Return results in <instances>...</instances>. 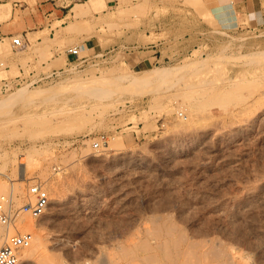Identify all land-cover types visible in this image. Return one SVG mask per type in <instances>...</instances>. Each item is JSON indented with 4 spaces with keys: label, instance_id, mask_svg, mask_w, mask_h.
<instances>
[{
    "label": "rangeland",
    "instance_id": "1",
    "mask_svg": "<svg viewBox=\"0 0 264 264\" xmlns=\"http://www.w3.org/2000/svg\"><path fill=\"white\" fill-rule=\"evenodd\" d=\"M101 1L65 28L82 44L70 62L57 34L45 48L0 41V194L20 205L30 184L47 191L40 217L22 213L42 224L47 264H110L101 249L117 245L134 251L122 264H165L150 229L168 221L185 232L181 248L197 242L194 261L223 241L238 263L264 264V28L222 27L216 1Z\"/></svg>",
    "mask_w": 264,
    "mask_h": 264
},
{
    "label": "crops",
    "instance_id": "2",
    "mask_svg": "<svg viewBox=\"0 0 264 264\" xmlns=\"http://www.w3.org/2000/svg\"><path fill=\"white\" fill-rule=\"evenodd\" d=\"M105 1L108 4L110 0ZM101 2V0H0V41L20 34L26 45L33 43L45 48V46H49V40L57 34V39L64 42L68 48L76 45L81 48L82 44H74L78 35L68 34L65 31L71 19V9L75 3H86L94 9V11H90L97 14L99 11L95 9L101 8ZM215 3L220 9L208 10L222 27L239 28L244 25L254 29L264 28V0H216ZM84 43L87 49L94 47L87 40ZM57 49V46H52L50 50L58 55ZM67 49L65 59L70 62L74 57L68 53ZM27 52L14 55L8 60L16 61L19 64V60L26 56ZM30 54L34 63L37 62L39 55ZM149 57L155 58L156 62L160 55L154 50ZM147 63H150L149 59L139 58L134 64L147 66Z\"/></svg>",
    "mask_w": 264,
    "mask_h": 264
},
{
    "label": "bare ground",
    "instance_id": "3",
    "mask_svg": "<svg viewBox=\"0 0 264 264\" xmlns=\"http://www.w3.org/2000/svg\"><path fill=\"white\" fill-rule=\"evenodd\" d=\"M190 1H192L193 3H201V2H204V1H206V2H214V1H216V0H190ZM86 3H75L74 5H73V7H72V9H71V14H70V17H71V19L69 20V23H68V25L69 26H72V25H74L75 23H76V21L78 20V17L82 14V12H83V10H84V5H85ZM225 4V3H224ZM222 7H224V6H222ZM227 7H228V5H227ZM3 8V7H2ZM226 8V7H225ZM9 10V9H8ZM7 10V11H8ZM232 18V17H231ZM230 19V18H229ZM233 20V19H232ZM231 20V21H232ZM229 22V21H228ZM230 23V22H229ZM232 23V22H231ZM231 26V25H230ZM234 26V25H233ZM262 56H264V55H262ZM247 63V62H246ZM79 78H77V79H74V81H72L73 83H75L77 80H78ZM70 81V80H69ZM69 84V83H68ZM67 84V85H68ZM71 84V83H70ZM69 84V85H70ZM66 85V86H67ZM68 85V86H69ZM47 88V87H46ZM60 88H61V86H60ZM34 90V89H33ZM45 91L46 89L45 88H42V90H34V91H28V92H26L25 94H22V95H19L18 97H19V100L20 101H25V103L26 102H32L33 100H35L39 95H40V93H41V91ZM95 156H97V154H95ZM20 163H21V165L19 166V169H20V171H21V174L19 175V177L20 178H22L23 176H24V172H25V169H26V166H25V163L23 162V161H20ZM23 166V167H22ZM260 188V187H259ZM22 189V188H21ZM21 189H20V191H21ZM257 190V189H256ZM261 190H262V188H261ZM259 191V190H258ZM257 191V192H258ZM255 192V191H254ZM261 192V191H260ZM259 192V193H260ZM244 195V194H243ZM252 195V194H251ZM253 196V195H252ZM258 196V195H257ZM262 196H264V195H262ZM13 198H14V195H13ZM241 198V197H240ZM246 198H248V197H246ZM245 198V199H246ZM252 198V197H251ZM256 198V197H255ZM259 198H260V196H259ZM26 199V198H25ZM54 200H59V197L58 196H56V197H54L53 198ZM248 199H250V198H248ZM247 199V200H248ZM262 199H264V197H262ZM261 200V198L260 199H258V202ZM24 201V200H23ZM246 201V200H245ZM249 201V200H248ZM5 202V205L7 206V203H6V201H4ZM251 203H252V201H250ZM250 202H248L249 203V205H250ZM244 203V202H243ZM247 203V204H248ZM262 203H264V202H262ZM20 204V203H19ZM240 204V203H239ZM247 204H245V205H247ZM244 205V204H243ZM236 206V205H235ZM241 206V205H240ZM239 206V207H240ZM7 207H9V206H7ZM244 207V206H243ZM238 208V207H237ZM229 210V209H228ZM232 211V210H231ZM237 211V210H236ZM242 211V210H241ZM261 211V210H260ZM220 212H221V210H220ZM234 212V211H233ZM232 212V213H233ZM226 213V212H225ZM224 213V214H225ZM235 213V212H234ZM234 213H233V215H234ZM238 214H240L241 215V213H240V211L239 212H237ZM237 214V215H238ZM25 214H20L19 216H17L16 217V219H15V223H14V225H15V227L14 228H9V229H7V232L6 233H9L8 231L10 230V233L9 234H13V232L14 233H20V232H18L17 230H19V231H22V230H29V229H31V227L32 226H34V225H36V226H38L39 227V229H38V231H36V233L33 235V238H32V242H31V244L28 246V247H26V252H24V255L21 257V259H20V262H21V264H47L46 263V260H48V259H46L45 260V252L47 251V247H48V245H47V243H46V241H45V239H44V237L42 236V234H41V232H40V227H41V225L40 224H38V223H36V222H34V220H32V219H30V218H26L25 216H24ZM230 215H232V214H230ZM232 215V216H233ZM27 216V215H26ZM223 216V215H222ZM236 216V215H235ZM239 216V215H238ZM28 217V216H27ZM168 217V216H167ZM171 218V217H170ZM169 218V219H170ZM152 219V220H151ZM150 219V221L152 222L153 221V218H151ZM155 219V218H154ZM166 219V218H165ZM230 219V218H229ZM235 219V218H234ZM233 219V220H234ZM36 221V220H35ZM162 222L164 221V220H161ZM229 221V220H228ZM41 222H42V220H41ZM155 222H157L156 220H155ZM165 222V221H164ZM164 222H163V224H164ZM176 222V221H175ZM154 223V222H153ZM178 223H177V225L175 224V223H173L172 221H168V223L165 225V227L163 226V228L162 227H160V226H154V227H152L151 229H150V231L152 230V233H154V235H156L157 234V236L159 235H161L162 233H163V239H162V248H163V251H164V257H166V261H165V264H198L199 263V261L197 262V260L199 259V255L197 256V259H196V257L194 258L195 259V261L193 260V259H191V258H193V256L195 255L196 256V253H197V248L196 247H198V246H196L195 247V245L196 244H194V243H197L196 241H194V242H192V240L191 239H189V240H191V242H186V246H184V249L183 248H181V243L182 242H184V241H186V236L184 235V233L181 231V229H180V227H178ZM231 225V224H230ZM14 229H16L15 231H14ZM146 231V230H145ZM0 232H3V229L2 230H0ZM147 232V231H146ZM232 232V231H231ZM240 233V232H239ZM150 234V233H149ZM238 235V234H237ZM2 236V235H1ZM150 236V235H149ZM159 236H158V238H159ZM155 237V236H154ZM1 238V240L3 239L2 237H0ZM137 238V237H136ZM212 238V237H211ZM240 238V237H239ZM138 239V238H137ZM217 239V238H216ZM237 239V238H236ZM0 240V245H1V243H2V241ZM147 240V239H146ZM209 240V239H208ZM223 240V239H222ZM141 241H143V240H140V242L139 243H137V245H136V248H138V247H141L142 246V248H144V244H142L143 242H141ZM214 241V240H213ZM212 241V242H213ZM220 241V240H219ZM221 242H223V241H221ZM221 242H215L212 246H210L211 248H210V250H209V252L207 253V252H205V250H204V252H205V254H204V252L203 253H201L202 255H203V257H204V263H205V259H206V256H208V258H210V260H208V258H207V260L206 261H208V262H210V261H212V263L210 262V264H213L214 262V264H237L238 263V259H236V255L235 256H233L234 254L232 253V252H230V251H227V247L225 246V245H222V243ZM120 243H122L123 244V242H120ZM149 243V242H148ZM160 243V242H159ZM199 243H201V242H199ZM227 244V243H226ZM117 245V244H116ZM134 245V244H133ZM148 245V244H147ZM198 245V244H197ZM200 245V244H199ZM202 245H203V243H202ZM204 245H205V243H204ZM207 245V244H206ZM126 246H128V245H126ZM124 247V245L122 246V245H117L116 247V251H107V250H105V249H101L102 251H101V254H100V257H101V262L100 263H110V264H122L121 262H120V260H118V258L120 259L121 257L122 258H127L128 257V255L130 254V253H132L131 251H133V249L132 248H130V247ZM149 246V245H148ZM156 246V245H155ZM231 246V245H230ZM133 247H135V246H133ZM145 247L147 248V246L145 245ZM151 247V246H150ZM135 248V249H136ZM196 248V249H195ZM203 248H204V246H203ZM110 249H113V248H110ZM145 250V249H144ZM137 251H139V250H137ZM235 251V250H234ZM200 252H202V251H200ZM132 254H134V251H133V253ZM235 254H237V253H235ZM147 255V254H146ZM201 255V256H202ZM143 256V255H142ZM46 257H47V255H46ZM133 257H135V256H133ZM145 257V256H144ZM148 257V256H147ZM203 257H201L202 259H203ZM233 257H235V259L237 260V262H235V260H234V258ZM48 258V257H47ZM131 258V257H130ZM146 258V257H145ZM199 259V260H201V262H200V264H203L202 263V259ZM155 259V258H154ZM157 260V259H156ZM123 261V260H122ZM125 261V260H124ZM134 262H135V260H133ZM132 261V262H133ZM130 262V261H129ZM86 263V262H85ZM85 263H82V264H85ZM125 263V262H124ZM131 263V262H130ZM71 264V263H70ZM126 264H128V263H126ZM136 264V263H135ZM158 264V263H157ZM163 264V263H162ZM238 264H240V263H238Z\"/></svg>",
    "mask_w": 264,
    "mask_h": 264
},
{
    "label": "built area",
    "instance_id": "4",
    "mask_svg": "<svg viewBox=\"0 0 264 264\" xmlns=\"http://www.w3.org/2000/svg\"><path fill=\"white\" fill-rule=\"evenodd\" d=\"M11 45L14 50H19L26 45V42H24L20 36L15 35L12 37ZM67 51L73 55L74 59H77L79 57L80 47L77 45L72 46L69 47ZM57 76L58 71L54 69L50 73L40 76V79H53ZM16 78L17 81H19L17 83L28 80L27 78L20 76H17ZM40 79L37 81H40ZM104 142L105 138L102 136L100 137V140L93 142V146L99 148ZM0 195L2 196L0 197V230L3 229L4 231L14 226L15 219L20 214L25 212L29 213L32 217L37 218L46 211L49 205L48 193L40 182H35L28 186L27 200L20 205H16L13 200L9 199V197H5V195L2 194ZM7 200L10 204L8 205L9 207H7L4 202H7ZM32 238L33 234L31 231L13 234L6 233L3 236L2 244L0 245V264H21V251L31 244Z\"/></svg>",
    "mask_w": 264,
    "mask_h": 264
}]
</instances>
